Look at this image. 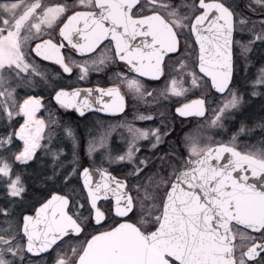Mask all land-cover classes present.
<instances>
[{"label": "snow or ice", "instance_id": "1", "mask_svg": "<svg viewBox=\"0 0 264 264\" xmlns=\"http://www.w3.org/2000/svg\"><path fill=\"white\" fill-rule=\"evenodd\" d=\"M257 47L264 0H0V188L23 202L38 153L51 168L42 182L53 185L22 219L0 208V264H36L42 253L50 264H264V115L254 127H225L245 94L264 97V63L250 58ZM41 61L58 66L54 74ZM113 65L110 86H77ZM142 78L164 86L148 91ZM129 95L201 122L160 156L170 125L101 124L83 161L52 101L80 117L116 116ZM57 128L72 140L71 158L53 144ZM118 128L126 147L113 150ZM141 141L155 160L138 155Z\"/></svg>", "mask_w": 264, "mask_h": 264}, {"label": "flooded vegetation", "instance_id": "2", "mask_svg": "<svg viewBox=\"0 0 264 264\" xmlns=\"http://www.w3.org/2000/svg\"><path fill=\"white\" fill-rule=\"evenodd\" d=\"M35 0H31L30 2H34ZM41 3L45 5H50L57 0H40ZM237 39H240L241 37L237 35ZM78 58V57H77ZM250 58L253 64L257 65V67L264 63V48L257 47L252 53H250ZM43 67L42 70H46L49 73H53L55 69L58 67L56 65L51 64L50 62L41 61L40 62ZM118 71L115 65H113L110 69H107L105 71H101L99 73L92 72L89 76V78L83 82H80L77 86L86 88V87H96L97 85L101 87H108L112 83V79H114V73ZM244 73L242 71H237L236 79H238L241 83H243L244 80ZM64 83H68L69 81L65 80ZM73 83H75V78L73 77ZM142 82L144 83L145 88H147L148 91H151L153 88H161L163 86V78H161V81H152L148 78H142ZM25 89L19 90V95H21L24 92ZM38 91H42L45 95V103L48 102V93L49 89H43L42 87L38 88ZM219 98V94H216L215 100ZM128 102V107L125 110V113H121L119 115L113 116L109 114L104 113H87L85 117H80L78 113L73 112L72 110H63L59 109L58 106L55 105V102L52 101L51 104V111L59 116L60 122L65 127H70L72 131L74 132L77 140L79 141L80 148H79V155L81 159L85 162L87 160L85 159V146L87 142V138L93 137L90 135V132L87 131V129L84 126L85 121H89V116L94 114L97 115L100 118L107 119L112 122L113 125H117L121 121L128 120L133 121L136 126L138 127H145L146 125L151 123V120L148 121H139L134 120V114L142 113L145 115L152 114L155 112L156 109H159L163 113L160 112V117L165 119V124L170 125L175 130L172 132L170 136H167L164 138L162 152L163 154L170 151V148H179V140L181 139V136L184 131L188 129V127H191L192 125L201 122L200 118H194L189 117L186 120H184L183 123H181V120L183 118H179L175 115L174 107H169L166 102L160 103L159 107H153L151 105V98H147L148 102L144 101H136L133 100L131 95L126 97ZM209 100H212V97H209ZM208 100V104H209ZM249 101V100H247ZM252 104L256 108V112L254 114L248 113L245 109L248 105ZM207 106V105H206ZM166 114V115H165ZM208 114V113H207ZM167 116L165 118V116ZM264 115V97L258 96L255 100L251 101V103H246L241 109L237 110L233 115H231L227 120L225 127L226 128H232L233 125L238 126L241 122L248 123L249 127H254L255 124L258 122L259 118ZM45 116H47V113H45ZM240 122V123H239ZM257 132H259V129H256ZM4 128L0 126V134H3ZM123 132L126 136L127 133L123 129H117L115 133H113V137L111 140V146L112 148L117 150L119 147L124 148V142L121 139L120 133ZM56 139H54L53 144L62 149L65 154L69 155L72 152V140L68 138L65 133L63 132L62 128H57L56 132L53 134ZM229 134L227 132H224L220 134L224 138H227ZM55 150V149H54ZM165 152V153H164ZM162 154V155H163ZM38 156L40 154L38 153ZM139 156L142 158H149L150 161L154 160L152 158L153 155L150 154V151L146 147V142L141 143V151L139 153ZM41 159L39 163H37L34 168H29L26 170V184L28 186V194L25 197V200L23 202L17 201L16 203H11L10 199L6 197L4 191L2 188H0V208L4 206H8L13 213L22 219L23 215L26 214H32L30 210V205L34 203L37 200H41L44 197L49 195V190L53 185L49 181L48 184L43 183L44 179V173H47L48 175H51V168L50 166L47 167V158H44L43 156H40ZM85 166H87V163H85ZM114 174L122 175L123 170L118 169ZM54 255V254H53ZM33 261L36 262V264H50L51 258L47 253H42L40 256H33L31 257Z\"/></svg>", "mask_w": 264, "mask_h": 264}, {"label": "rangeland", "instance_id": "3", "mask_svg": "<svg viewBox=\"0 0 264 264\" xmlns=\"http://www.w3.org/2000/svg\"><path fill=\"white\" fill-rule=\"evenodd\" d=\"M31 0H29V2H30ZM45 1V0H44ZM35 2V1H34ZM56 3V2H55ZM164 86V85H163ZM162 86V87H163ZM161 87V88H162ZM161 88H153L151 91H153L154 89L155 90H159V89H161ZM25 91H28L27 89H25L24 90V92L20 95V96H23L24 95V93H25ZM258 96H256V97H251V96H249V95H247V94H245V104L244 105H246V103H251V101H253V100H255L256 98H257ZM247 100H249V101H247ZM219 101H220V97L219 98H217L216 99V103H219ZM164 101H162L161 103H163ZM160 104V103H159ZM159 104H157V103H155V102H153L152 101V99H151V105H153V107H159ZM166 104L170 107L171 106V103L170 102H166ZM209 104H211L213 107L215 106L214 104H212V100L210 101L209 100ZM248 113H251V114H254L255 112H256V108L252 105V104H250V105H248L247 107H246V109H245ZM160 112L161 113H163L162 111H160L159 109H156L155 110V112L154 113H152L151 115L153 116V119L151 120V123L150 124H148V125H146L145 127H141V128H145V129H149V128H157V127H160V128H162L163 127V125L165 124V119L164 118H161L160 117ZM166 115V114H165ZM164 115V116H165ZM208 116L210 117L211 116V111L209 110V112H208ZM167 116H165V118H166ZM240 123V122H239ZM101 124H103V126L106 128L108 125H113L112 124V122L111 121H109V120H107V119H103V118H100V117H98L97 115H94V114H92V115H90L89 116V121H85V123H84V126H85V128L87 129V131H89L90 132V135H92L93 137H95V136H97L102 130H103V128H101L100 127V125ZM138 127V126H137ZM187 131V130H186ZM213 130H209V132L211 133ZM220 134H222V133H220ZM93 137H90V138H87V142H86V146H85V151H84V154H85V159L86 160H88V156H87V148H88V143H89V141L93 138ZM217 138L219 139L220 138V135L219 136H217ZM142 142H146V147H147V149L150 151V143H149V141H141V143ZM125 145V144H124ZM163 145V143H161L160 144V146H159V149L156 151V156H160V155H162L163 154V152H162V146ZM113 147V146H112ZM126 147V145L124 146V148ZM123 147H119V149H124ZM113 150H115V149H113ZM140 153V152H139ZM139 153H138V155H139ZM165 153V152H164ZM40 154V156H42V154L41 153H39ZM150 154L152 155V152L150 151ZM96 158H97V161H99V159H100V155H99V153H97L96 154ZM152 158L155 160V156H152ZM47 159H49V158H47ZM48 166H50V164L49 163H47V167ZM118 170V169H117Z\"/></svg>", "mask_w": 264, "mask_h": 264}]
</instances>
